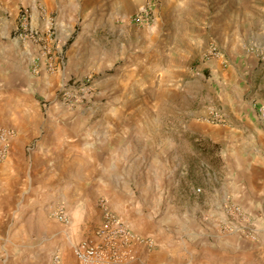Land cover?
<instances>
[{
	"label": "rangeland",
	"instance_id": "rangeland-1",
	"mask_svg": "<svg viewBox=\"0 0 264 264\" xmlns=\"http://www.w3.org/2000/svg\"><path fill=\"white\" fill-rule=\"evenodd\" d=\"M182 1L186 9L195 5V0ZM171 3L172 0H0V100L7 93L20 89L35 93L39 105L36 111H80L87 115L92 112L93 117H98L109 104L98 88L99 82L107 85L109 80L114 81L129 62L148 52L152 64L157 62L162 68L163 85L156 80L146 85L148 91L144 96L133 94L129 101L136 104L134 111H149L141 119L146 118L150 130L153 126L162 134L163 126L168 131L178 126V133L173 130L168 135L179 140L180 154L165 194L157 198L162 206L154 211L149 209L146 215L151 223L149 228L155 234L140 237L125 223L141 239L134 247L141 246L142 261L131 264H264V207L253 212L237 203L235 177L223 157V145L203 129L204 125L223 129V123L211 120L215 113L224 117L228 124L223 106L214 98L217 76L207 73L204 79L197 75L208 69L201 64L211 58L212 47L220 51L218 65L221 70L231 64L230 60L243 54V51L238 52L230 59V53L222 51L214 41V34L220 36L221 25L224 33L232 22L227 19L224 7L235 16L249 13L253 26L261 28L264 26V0H223V12L216 25L209 24L208 14L199 13L194 17L186 10L178 14ZM166 5L169 10L165 13ZM147 9L149 20L143 24L136 22L135 18ZM192 32L200 40L185 59L182 41ZM162 33L168 39L162 45L144 43L138 37L150 34L159 39ZM137 44L138 48L134 49ZM28 45L42 48L38 53H31L30 60L28 55L22 59L21 53L29 48ZM261 48L264 44L258 49ZM258 49L249 45L244 52L257 58ZM145 56L140 61L147 59ZM43 70L60 79L47 92L36 89ZM87 78L95 85L91 101L80 106H65L61 102V89ZM160 84L163 91H160ZM174 86L178 88L175 95L171 94ZM93 117L87 118L93 120ZM193 122L204 125L195 127ZM0 128L10 127L0 125ZM214 145H218V149L212 155ZM35 146L36 139H33L27 150L34 151ZM205 147L207 151L203 152ZM172 162L171 159L170 166ZM87 214L93 226L81 227L75 243L91 238L93 232L95 236L101 225L94 226L96 210L93 206ZM158 239H163V245L167 244V239H183L181 253L179 251L174 258L167 252H156L160 246ZM59 243L61 249L53 251L45 264L54 263L55 256L59 257L56 264H80L74 247L63 238ZM151 253L147 261L145 257Z\"/></svg>",
	"mask_w": 264,
	"mask_h": 264
},
{
	"label": "crops",
	"instance_id": "crops-1",
	"mask_svg": "<svg viewBox=\"0 0 264 264\" xmlns=\"http://www.w3.org/2000/svg\"><path fill=\"white\" fill-rule=\"evenodd\" d=\"M183 4L182 0L171 3L178 14L185 10L194 17L208 14L210 25H216L223 12V0H195L190 9ZM165 8L166 13L169 5ZM224 11L232 22L224 33L221 25L220 36L214 34V41L222 51L230 53L229 57L241 51L243 54L230 60L231 64L223 70L218 58L206 59L201 65L208 69L197 75L204 79L207 73L217 76L214 98L223 106L228 124L223 129L196 122L193 126L204 125L208 135L223 145V157L235 177L237 203L259 212L264 207V64L244 51L249 45L258 49L264 44V26L254 27L249 13L235 16L226 6ZM138 37L156 45L168 41L163 33L159 39L150 34ZM175 38L179 42V37ZM198 40L192 32L182 41L185 59L193 53ZM28 47L21 53L22 59L28 55L30 60L31 53L42 48ZM137 48L138 44L134 49ZM17 51L21 52L20 48ZM141 55L147 59L129 62L114 81L109 80L107 85L99 82L98 88L109 104L98 117H93L92 112L36 111L39 105L35 93L20 89L0 100V125L16 132L10 156L0 164V264H45L53 251L61 249L60 238L74 247L79 229L93 226L87 214L92 206L96 210L94 226L102 223L98 202L103 198L109 199L114 214L138 236L155 234L146 215L149 209L162 206L157 198L165 194L172 180L180 142L168 135L173 128L168 131L163 126L162 134L153 126L150 130L146 118L141 119L149 111H134L136 104L129 101L133 94L144 96L146 85L156 80L162 85L164 82L161 66L152 64L148 52ZM41 59L46 60L44 56ZM131 68L134 69L130 71ZM58 80L43 70L36 89L47 92ZM171 90V94H178L177 87ZM154 121L157 123V118ZM178 131L176 126L175 134ZM33 139L36 146L29 151L27 145ZM62 208L71 219L67 227L55 216ZM91 235L95 239L94 232ZM158 240L156 252H167L174 258L181 253L183 239H167L164 245L163 239ZM140 247L136 245L124 263L142 261ZM151 255L145 257L147 261Z\"/></svg>",
	"mask_w": 264,
	"mask_h": 264
},
{
	"label": "built area",
	"instance_id": "built-area-1",
	"mask_svg": "<svg viewBox=\"0 0 264 264\" xmlns=\"http://www.w3.org/2000/svg\"><path fill=\"white\" fill-rule=\"evenodd\" d=\"M136 22L143 24L149 20V12L143 10L140 16L135 18ZM257 60L264 64V48L257 50ZM211 58H220L221 54L217 47H212ZM94 83L91 78L75 81L72 85L64 86L60 91L61 102L67 107L88 104L94 96ZM211 120L215 123H226L225 118L215 113ZM15 132L10 128H0V164L10 155V148ZM103 220L95 231V239L87 238L79 241L74 246V254L80 264H120L128 257L135 244L141 239L122 222L112 211L109 201H100ZM57 220L67 226L70 224V216L65 208L56 212ZM59 257H54V263Z\"/></svg>",
	"mask_w": 264,
	"mask_h": 264
},
{
	"label": "trees",
	"instance_id": "trees-1",
	"mask_svg": "<svg viewBox=\"0 0 264 264\" xmlns=\"http://www.w3.org/2000/svg\"><path fill=\"white\" fill-rule=\"evenodd\" d=\"M218 145H214L213 151L211 152L212 155H215L217 153ZM207 151L206 147L202 150L203 152Z\"/></svg>",
	"mask_w": 264,
	"mask_h": 264
}]
</instances>
